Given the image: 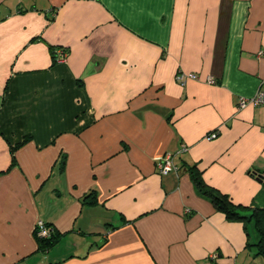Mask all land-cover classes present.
Segmentation results:
<instances>
[{"label":"crops","instance_id":"1","mask_svg":"<svg viewBox=\"0 0 264 264\" xmlns=\"http://www.w3.org/2000/svg\"><path fill=\"white\" fill-rule=\"evenodd\" d=\"M263 82L264 0H0V264H264L189 174L264 210Z\"/></svg>","mask_w":264,"mask_h":264},{"label":"trees","instance_id":"2","mask_svg":"<svg viewBox=\"0 0 264 264\" xmlns=\"http://www.w3.org/2000/svg\"><path fill=\"white\" fill-rule=\"evenodd\" d=\"M60 51H64L65 53L68 52L65 49ZM52 54L53 59L56 62L59 61V52H56V50L53 49ZM29 140L30 137H26L14 149L23 147ZM189 174L198 194L207 199L214 206L217 212L225 215L226 219L229 222L241 223L245 227L249 223H254L259 239L256 244H248V247L250 249L255 248V256L264 259V210L252 209L234 204L228 195L223 194L219 190L208 185L203 179L202 172L199 171L196 167L190 168ZM90 199L92 200L90 204H96V197L94 195H92ZM47 226L53 227L49 224H47ZM34 236L39 246L38 251L42 254H46L47 252H49L50 249L54 247L61 238V235L56 230L55 233L49 238H41L37 236V233H35V231Z\"/></svg>","mask_w":264,"mask_h":264},{"label":"built area","instance_id":"3","mask_svg":"<svg viewBox=\"0 0 264 264\" xmlns=\"http://www.w3.org/2000/svg\"><path fill=\"white\" fill-rule=\"evenodd\" d=\"M59 60L63 61L66 59L67 55L64 51H59ZM192 81H199V77L196 74H186L183 72H180L176 76V82L181 87H185L189 82ZM207 83L210 85H214L216 81L212 78L207 80ZM256 107V108H264V82L261 85V88L259 91L251 98H242L239 102L238 108L239 110H243L247 107ZM218 137L217 133H214L209 136V139H216ZM188 151V148L184 147L181 152L178 154H171L167 153L164 156H161L160 158H157L156 160V171L159 174V176H167L171 173L178 174V169L176 166V160L179 155H182ZM35 233H37V236L41 238H49L51 235L55 233L54 227H49L47 224H45L43 221H38L35 226ZM212 258L216 259L217 255L213 256Z\"/></svg>","mask_w":264,"mask_h":264}]
</instances>
